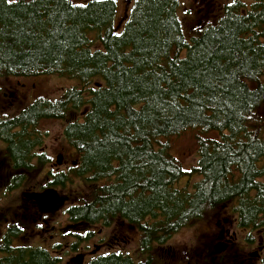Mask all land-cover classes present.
I'll use <instances>...</instances> for the list:
<instances>
[{
	"label": "trees",
	"instance_id": "trees-1",
	"mask_svg": "<svg viewBox=\"0 0 264 264\" xmlns=\"http://www.w3.org/2000/svg\"><path fill=\"white\" fill-rule=\"evenodd\" d=\"M116 18L114 0H0V81L78 83L51 107L67 119L78 162L69 174L92 186L78 208L86 219L159 213L167 236L231 206L264 264V0L222 5L192 35L178 0H134ZM188 130L198 138L191 172L162 142ZM191 174V190L179 187Z\"/></svg>",
	"mask_w": 264,
	"mask_h": 264
},
{
	"label": "flooded vegetation",
	"instance_id": "flooded-vegetation-1",
	"mask_svg": "<svg viewBox=\"0 0 264 264\" xmlns=\"http://www.w3.org/2000/svg\"><path fill=\"white\" fill-rule=\"evenodd\" d=\"M36 77H9L0 86V264H169L165 245L183 228L165 236L163 227H155L163 221L159 213L140 214L135 222L121 213L86 219L78 210L85 203L63 192L77 157L74 149L69 157L67 119L52 115L59 99L27 97L26 81ZM31 89L34 94V84ZM52 122L62 126L54 143L44 128ZM47 190L66 198L52 213L40 211L36 199ZM222 220L226 236L218 239L223 241L229 230Z\"/></svg>",
	"mask_w": 264,
	"mask_h": 264
},
{
	"label": "rangeland",
	"instance_id": "rangeland-1",
	"mask_svg": "<svg viewBox=\"0 0 264 264\" xmlns=\"http://www.w3.org/2000/svg\"><path fill=\"white\" fill-rule=\"evenodd\" d=\"M76 4L85 3L88 0H70ZM117 4L116 26L121 25L126 17L130 6L134 0H114ZM234 0H178V17L181 21L184 31L187 34H194L198 28L205 23H211L219 15L220 7ZM242 1V0H240ZM250 3L252 0H243ZM23 81V80H20ZM25 81V80H24ZM28 84V98L46 97L52 100H58L65 91L72 88H78V83L73 80L60 78L58 76H41L31 78L26 81ZM5 84V79L0 81V86ZM35 85L33 94L31 85ZM1 88V87H0ZM260 117L264 120V107L260 109ZM74 116H72L73 118ZM49 129V142H55L61 139L60 123H46L45 127ZM206 137L217 138V133H210ZM197 132L188 130L180 135L162 139L167 144L170 155L179 163L186 172H191L197 163ZM69 157L71 149L69 148ZM48 155L52 152L47 151ZM38 169L34 172L36 173ZM33 172V173H34ZM32 173V174H33ZM27 175L32 178L33 176ZM39 175V173L37 174ZM69 174L67 186L63 189L64 193L73 195L77 200H84L90 195L92 186L83 180ZM198 177L191 174L184 176L179 180V187H186L191 190ZM223 218L228 222V240H219L218 238L226 236L227 226L224 225ZM236 216L231 211V206H224L221 209L209 211L202 219L192 222L188 227L183 228L175 234L172 241L165 245L164 256L169 264H259V258L250 256L253 253L262 254L259 250L258 235L250 234L251 231H244L237 228ZM222 231V234H221ZM234 233V235H233ZM233 235V236H232ZM247 237H253L250 244L246 241ZM224 247V250L218 252L217 247ZM219 261V263H217Z\"/></svg>",
	"mask_w": 264,
	"mask_h": 264
},
{
	"label": "water",
	"instance_id": "water-1",
	"mask_svg": "<svg viewBox=\"0 0 264 264\" xmlns=\"http://www.w3.org/2000/svg\"><path fill=\"white\" fill-rule=\"evenodd\" d=\"M36 199L40 211L51 213L58 210L66 200V198L59 196L55 190H47L42 194H38Z\"/></svg>",
	"mask_w": 264,
	"mask_h": 264
}]
</instances>
